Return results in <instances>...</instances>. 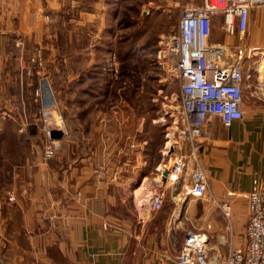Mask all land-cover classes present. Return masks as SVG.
<instances>
[{
  "label": "crops",
  "instance_id": "0c3cea01",
  "mask_svg": "<svg viewBox=\"0 0 264 264\" xmlns=\"http://www.w3.org/2000/svg\"><path fill=\"white\" fill-rule=\"evenodd\" d=\"M59 3L0 0V264H178L191 229L205 235L210 257L223 262L231 249L246 244L249 194L255 179L264 184V8L251 10L245 34H226L224 16L213 17L210 42L230 48L245 76L244 118L227 128L212 117L195 156L183 144L185 183H166L171 196L179 191L176 196L183 198L167 196L164 208L151 213L133 192L163 163L146 167L150 160L141 143L118 157L119 167L108 171L114 180L107 184L86 181L85 168L26 163L21 120L7 98L11 90L14 96L22 90V45L45 37L38 14L52 16L64 6ZM248 47L262 51L249 58ZM134 136H127L128 144H135ZM197 164L208 178L212 200L184 199L183 185L188 186ZM74 190L81 191V199L70 197ZM224 204L232 209L230 226L220 209Z\"/></svg>",
  "mask_w": 264,
  "mask_h": 264
},
{
  "label": "rangeland",
  "instance_id": "374dc122",
  "mask_svg": "<svg viewBox=\"0 0 264 264\" xmlns=\"http://www.w3.org/2000/svg\"><path fill=\"white\" fill-rule=\"evenodd\" d=\"M59 2L64 6L52 16L38 14L45 37L22 45V90L15 96L11 90L7 98L21 120L26 163L85 168L86 181L107 184L114 180L108 171L119 167L118 157L141 143L150 160L146 167L172 164L175 151L166 146L178 139L180 80L170 68L176 60L159 58L160 41L177 30L183 6L201 0ZM46 125L58 144L50 160L44 153ZM132 134L135 144L130 145L126 138ZM156 178L155 173L138 184L136 200L144 190L158 188ZM171 189H166L170 199L179 192L171 196ZM74 191L70 197L81 199V191Z\"/></svg>",
  "mask_w": 264,
  "mask_h": 264
},
{
  "label": "built area",
  "instance_id": "2783aa9c",
  "mask_svg": "<svg viewBox=\"0 0 264 264\" xmlns=\"http://www.w3.org/2000/svg\"><path fill=\"white\" fill-rule=\"evenodd\" d=\"M261 8H264V0H201L199 5L187 3L180 11L177 30L161 38L159 58L163 57L168 62L176 60L170 68L180 80L181 108L180 118L174 121L178 139L171 146H166L168 151L170 148L175 151L173 162L170 164L168 161L157 169L154 182L158 188L146 189L140 196V204L151 213L164 208L167 193L162 179L165 171L169 172L167 183H185L183 174L187 169V157L183 144L188 143L195 156L204 138V129L212 117L220 118L227 128L244 118L245 76L230 48L210 42L213 17L224 16L226 34H245L251 10ZM261 51L259 47L245 49L249 58ZM46 131L49 142L45 145L44 153L45 158L50 160L55 157L58 144L51 138L49 125H46ZM183 188L186 192L184 199L188 196L213 199L208 178L198 164L190 174L188 186L183 185ZM137 191H134V200ZM9 195V200L13 202V193ZM178 202L182 203L180 200ZM220 209L230 226L231 206L224 204ZM248 209L244 246L231 249L225 260L219 263L210 257L212 248L205 235L191 229L186 232L178 264H264V184L258 179L253 181Z\"/></svg>",
  "mask_w": 264,
  "mask_h": 264
},
{
  "label": "water",
  "instance_id": "95a60500",
  "mask_svg": "<svg viewBox=\"0 0 264 264\" xmlns=\"http://www.w3.org/2000/svg\"><path fill=\"white\" fill-rule=\"evenodd\" d=\"M168 176H169V172H168V171H165V172L163 173V179H162L163 184H166V183H167V181H168Z\"/></svg>",
  "mask_w": 264,
  "mask_h": 264
},
{
  "label": "bare ground",
  "instance_id": "6f19581e",
  "mask_svg": "<svg viewBox=\"0 0 264 264\" xmlns=\"http://www.w3.org/2000/svg\"><path fill=\"white\" fill-rule=\"evenodd\" d=\"M263 68V67H262ZM262 72L264 73V69L262 70Z\"/></svg>",
  "mask_w": 264,
  "mask_h": 264
}]
</instances>
